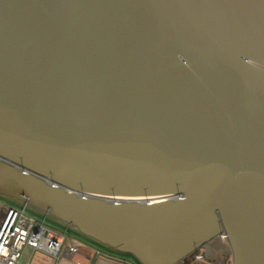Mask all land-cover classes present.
<instances>
[{
  "label": "water",
  "instance_id": "obj_1",
  "mask_svg": "<svg viewBox=\"0 0 264 264\" xmlns=\"http://www.w3.org/2000/svg\"><path fill=\"white\" fill-rule=\"evenodd\" d=\"M0 195L140 264H264V0H0Z\"/></svg>",
  "mask_w": 264,
  "mask_h": 264
},
{
  "label": "built area",
  "instance_id": "obj_2",
  "mask_svg": "<svg viewBox=\"0 0 264 264\" xmlns=\"http://www.w3.org/2000/svg\"><path fill=\"white\" fill-rule=\"evenodd\" d=\"M22 207L7 206L0 201V264H135L125 257L115 256L100 248L78 242L65 232L52 229L45 217H37ZM219 238L226 242L224 233ZM92 252L93 258L80 250ZM27 256L20 262L24 251ZM201 258V250L194 254ZM227 264H231V261Z\"/></svg>",
  "mask_w": 264,
  "mask_h": 264
},
{
  "label": "rangeland",
  "instance_id": "obj_3",
  "mask_svg": "<svg viewBox=\"0 0 264 264\" xmlns=\"http://www.w3.org/2000/svg\"><path fill=\"white\" fill-rule=\"evenodd\" d=\"M0 201L7 205V206H14V207H22L23 203L17 199L11 198V197H7V196H2L0 195ZM26 211L29 214L35 215L37 217H45V223L50 226L52 229L56 230V231H60V232H65L68 233L69 235L75 237L74 239H76L78 242L82 243V244H86L89 247H95V248H100L102 249L104 252H110L113 255H117L120 257H125L127 259L132 260L135 264H140V262L138 260H136L133 256L129 255V254H123V253H119L116 252L115 250L111 249L110 247H107L105 245L102 244H97L96 242H94L91 239L86 238V236L81 235L75 227L67 225L65 223H63L62 221L58 220L57 218L49 215V214H44L42 211L35 209L29 205L26 206ZM80 252L84 255H87L91 258H93L92 252L88 251L86 249H82L80 250ZM27 256V251H24V254L20 260L21 263H23L25 261V258ZM231 261V256L226 260V261H220V263H216V264H227Z\"/></svg>",
  "mask_w": 264,
  "mask_h": 264
},
{
  "label": "flooded vegetation",
  "instance_id": "obj_4",
  "mask_svg": "<svg viewBox=\"0 0 264 264\" xmlns=\"http://www.w3.org/2000/svg\"><path fill=\"white\" fill-rule=\"evenodd\" d=\"M194 254L192 253L186 257L190 264H216L220 261H226L230 257V253L220 247H210L208 251L202 248L200 259H195Z\"/></svg>",
  "mask_w": 264,
  "mask_h": 264
},
{
  "label": "trees",
  "instance_id": "obj_5",
  "mask_svg": "<svg viewBox=\"0 0 264 264\" xmlns=\"http://www.w3.org/2000/svg\"><path fill=\"white\" fill-rule=\"evenodd\" d=\"M2 212L0 211V220H1V218H2ZM77 230V229H76ZM78 231V230H77ZM82 235V234H81ZM86 238H88V237H86ZM88 239H90V238H88ZM92 240V239H91ZM94 241V240H93ZM94 242H96L97 244H100L99 242H97V241H94ZM178 264H190V262L188 261V259L187 258H185V259H183L180 263H178Z\"/></svg>",
  "mask_w": 264,
  "mask_h": 264
}]
</instances>
